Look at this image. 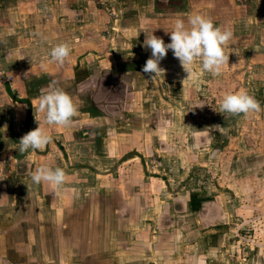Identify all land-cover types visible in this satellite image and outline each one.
<instances>
[{
  "label": "rangeland",
  "instance_id": "1",
  "mask_svg": "<svg viewBox=\"0 0 264 264\" xmlns=\"http://www.w3.org/2000/svg\"><path fill=\"white\" fill-rule=\"evenodd\" d=\"M196 13L233 33L220 75L172 50L143 72L146 35ZM50 81L73 124L20 152ZM238 90L261 110L221 112ZM0 264H264V0H0Z\"/></svg>",
  "mask_w": 264,
  "mask_h": 264
},
{
  "label": "clouds",
  "instance_id": "2",
  "mask_svg": "<svg viewBox=\"0 0 264 264\" xmlns=\"http://www.w3.org/2000/svg\"><path fill=\"white\" fill-rule=\"evenodd\" d=\"M170 42L165 43L163 38L156 35H146L143 46L151 50V56L143 66V72L154 74L153 77L164 74L165 69L160 66L161 61L172 50L184 70L195 62L203 71L220 75L222 68L228 64L229 56L225 54L224 45L232 38L230 29H222L214 24L211 18L196 13L184 18H176L172 22ZM70 55V46L66 42L58 43L51 48L50 61L63 63ZM36 110L43 114V123L38 121V127L23 135L19 141V151L29 149L35 151L43 149L52 142L48 126L67 128L73 124V117L78 107L71 95L63 88L58 87L55 81H50L42 87L36 99ZM221 112L231 114H249L261 110L259 102L245 90L225 92L219 101ZM34 183L46 181L56 187L61 186L66 173L63 168L42 165L31 173Z\"/></svg>",
  "mask_w": 264,
  "mask_h": 264
},
{
  "label": "crops",
  "instance_id": "3",
  "mask_svg": "<svg viewBox=\"0 0 264 264\" xmlns=\"http://www.w3.org/2000/svg\"><path fill=\"white\" fill-rule=\"evenodd\" d=\"M37 50H38V49H35V50H33L32 52H36ZM32 52L30 51L28 54L30 55ZM30 56H31V55H30ZM24 58H25V57H24ZM24 58H23V59H24ZM19 60H20V59H19ZM25 61H27V60H25ZM25 61H22V60H21V63H23V62H25ZM28 64H29V63H28Z\"/></svg>",
  "mask_w": 264,
  "mask_h": 264
}]
</instances>
